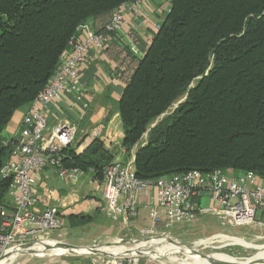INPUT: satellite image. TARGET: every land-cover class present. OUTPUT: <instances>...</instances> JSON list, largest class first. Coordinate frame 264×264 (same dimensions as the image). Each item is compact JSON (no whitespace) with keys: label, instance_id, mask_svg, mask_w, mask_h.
Segmentation results:
<instances>
[{"label":"trees","instance_id":"obj_1","mask_svg":"<svg viewBox=\"0 0 264 264\" xmlns=\"http://www.w3.org/2000/svg\"><path fill=\"white\" fill-rule=\"evenodd\" d=\"M135 1L0 0V169L15 147L3 143L8 121L47 86L79 27L100 25L93 30L107 34L114 12ZM159 1L170 8L144 53L126 48L119 61L121 147L129 154L138 146L136 177L220 169L264 180V0ZM183 94L185 101L141 145L149 126ZM72 146L60 151L61 167L102 183L115 160L103 141L94 139L79 153ZM10 183L0 175V206H9ZM63 219L71 228L89 222L82 214Z\"/></svg>","mask_w":264,"mask_h":264},{"label":"built area","instance_id":"obj_2","mask_svg":"<svg viewBox=\"0 0 264 264\" xmlns=\"http://www.w3.org/2000/svg\"><path fill=\"white\" fill-rule=\"evenodd\" d=\"M146 1L149 0H136L117 9L105 24L107 34H97L89 24L80 26L47 86L22 119L15 147L0 169L3 178H11L7 192L9 206H0V258L59 231L64 225L56 206L38 210L35 187L40 173L48 170L61 182L76 183L86 177L88 183L98 184L78 169L61 167L59 153L76 143L78 129L64 120L50 126L47 110L51 103H61L64 97L82 101L83 108H88L85 99L88 89L80 81V66L90 51L99 53L109 47L108 33L117 35L122 31L125 24L120 9L140 17L139 4ZM159 26L160 22L155 29ZM139 45V42L133 45L134 55L144 53L139 52ZM134 160L114 161L104 170L99 185L104 212L112 221L142 220L145 222L142 232L151 234L178 222H191L197 216H221L234 228L257 223L264 226V180L256 173L196 170L141 180L135 175Z\"/></svg>","mask_w":264,"mask_h":264},{"label":"crops","instance_id":"obj_3","mask_svg":"<svg viewBox=\"0 0 264 264\" xmlns=\"http://www.w3.org/2000/svg\"><path fill=\"white\" fill-rule=\"evenodd\" d=\"M139 5L140 17L120 9L124 15L125 24L122 31L111 38V44L106 50L99 53L90 51L80 66V81L88 89L85 96L88 108H83L82 101L70 97H64L61 103L53 102L48 107L47 116L50 126L62 120L77 126V141L72 147L78 153L92 140L99 139L103 141L105 148L114 155V161L135 159L134 155L138 146L129 154H126L121 147L123 128L118 113V103L125 85L120 78L122 74L120 55L124 49L128 48L131 51L134 48L136 38L137 43H140L137 47L139 52H144V48L150 43L153 36L155 25L164 19L170 8L166 1L159 0H149ZM97 26H93V28L97 29L100 25ZM29 108L26 106L17 110L8 121L3 136L5 146L16 143L22 119ZM98 185L88 183L86 177L76 183L61 182L50 171L45 170L39 174L35 187V194L39 200L38 210L47 206H56L61 213H64L63 215L89 213L95 206L93 197L97 196L92 191L101 195ZM100 198L104 207L103 196L101 195ZM137 222L141 225L145 223L142 220ZM46 264L97 263L93 260L66 257L59 261H49Z\"/></svg>","mask_w":264,"mask_h":264},{"label":"rangeland","instance_id":"obj_4","mask_svg":"<svg viewBox=\"0 0 264 264\" xmlns=\"http://www.w3.org/2000/svg\"><path fill=\"white\" fill-rule=\"evenodd\" d=\"M185 99V94H183L169 111L158 117L149 126L140 142L141 145L147 142L150 131L157 126V123L164 117L171 115L175 108L185 101ZM98 186L100 188V185ZM92 192L97 195L93 197L95 206H93L91 212L82 214L89 218L87 224L71 228L67 221L64 220V225L59 231L48 233L46 237L29 243L26 247L28 252L16 255L10 264H46L49 261H59V259H65L66 257H77L83 260L87 259L88 261L93 260L97 264H115L119 261L123 262V264H134L135 258H130L131 254H127L129 252L126 249L117 252L118 255L123 257L122 259H115L104 253L91 254L76 251L54 253L51 247H47L45 251L43 250L41 252L43 255L38 252L36 253L38 248L36 245L46 244L47 242H52V247L57 246L58 248L59 246L68 249L97 247L100 251L109 252V254H113L110 248H115L116 246L133 247L142 243L147 246L151 245L150 250L155 255L156 260L150 259L147 255H141L136 258V264H182L180 263L181 261L191 264L193 257L198 256L204 258L222 256L234 260L237 264H252L257 261L256 259L260 258L261 260L264 257V226L258 223L251 226L234 228L227 221L223 220L221 216H197L191 222H178L169 228L162 227L159 228L158 232L153 234L144 233L142 232L144 224L141 225V223L139 224L135 220H123L121 222L110 220L104 212L100 198L101 195L96 191ZM235 240L238 243L234 242ZM170 241L176 245L173 247L175 250L178 251L181 248L184 251L175 254L173 252L172 254V247L168 245L171 244ZM152 244L159 245L155 247ZM106 246L109 248H106ZM16 250L9 251L2 256L0 264H3ZM189 252H195V254H192L191 257ZM218 264L230 263L219 261Z\"/></svg>","mask_w":264,"mask_h":264},{"label":"bare ground","instance_id":"obj_5","mask_svg":"<svg viewBox=\"0 0 264 264\" xmlns=\"http://www.w3.org/2000/svg\"><path fill=\"white\" fill-rule=\"evenodd\" d=\"M171 244H168L170 245L172 248V254L174 252L175 253H179V252H182L184 251L183 249L179 248V250H175L173 247H175L176 245L172 244V241H170ZM236 243H238L236 240L234 241ZM116 244V242H114ZM168 243V242H166ZM50 244V245H48ZM150 244V243H149ZM205 244V243H204ZM152 245H155V247L159 244H152ZM38 248L36 250V253H40L43 255V253H41L43 250L45 251V249H47V247H51L52 251L54 253H64L66 251H76V252H87V253H91V254H100V253H104V254H107L108 256L110 257H113L115 259H122L123 257L118 255L117 252H120L122 249H126L128 250L129 253L127 254H131L130 258H135L134 259V262H136V258H138V256H141V255H147L150 259H155V255L153 254V252L150 250V248L152 247L151 245L147 246L146 244H141V245H138V246H133V247H124V246H116L115 248H110V251L113 253V254H109V252H105V251H100L97 247H93V248H84V249H68V248H62L61 246H59V248L57 247H52L53 246V243L52 242H47L46 244H39V245H36ZM27 246H23V247H20V248H17L16 252L13 253L9 258H7V260L3 263V264H10V262L15 258L16 255L20 254L21 253H27L28 250L26 249ZM106 248H109L108 246H106ZM24 249V250H23ZM167 251V250H166ZM52 253V252H51ZM69 253V252H68ZM190 253V252H189ZM120 254V253H119ZM191 257H192V254H195V252H191L190 253ZM113 255V256H111ZM128 258V257H127ZM264 257L260 258L259 259H256L257 261H255V263H252V264H264ZM156 260V259H155ZM260 260V261H259ZM223 262L225 261V263H230V264H237L234 260L230 259V258H225V257H222V256H217V257H213V258H204V257H193L192 259V263L191 264H218V262ZM180 263L182 264H186L184 261H181ZM189 263V262H188Z\"/></svg>","mask_w":264,"mask_h":264}]
</instances>
